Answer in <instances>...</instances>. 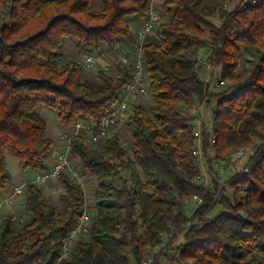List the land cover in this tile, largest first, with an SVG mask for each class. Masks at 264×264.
I'll return each instance as SVG.
<instances>
[{"label": "trees", "instance_id": "obj_1", "mask_svg": "<svg viewBox=\"0 0 264 264\" xmlns=\"http://www.w3.org/2000/svg\"><path fill=\"white\" fill-rule=\"evenodd\" d=\"M226 1L162 0V19L142 45L153 102L147 109L131 102L124 124L130 151L112 127L98 148L73 124L98 125L125 93L132 66L86 68L81 58L66 56L64 45L80 57L102 53L104 44L119 51L126 40L132 50L138 42L131 20L143 21L151 0H0V189L11 180L7 154L23 170L49 166L54 141L39 106L72 125L62 146L81 180L98 182L89 207L81 183L58 175L64 192L57 207L27 181L28 220L18 225L14 213L0 216V264H264V0H239L229 10ZM215 15L219 24L210 19ZM203 44L220 80L240 83L234 91L208 90L193 54ZM200 102L211 107L203 151L212 148L221 158L259 139L244 168L225 184L212 181V189L203 185L193 154L190 111ZM216 205L225 209L211 217Z\"/></svg>", "mask_w": 264, "mask_h": 264}, {"label": "rangeland", "instance_id": "obj_2", "mask_svg": "<svg viewBox=\"0 0 264 264\" xmlns=\"http://www.w3.org/2000/svg\"><path fill=\"white\" fill-rule=\"evenodd\" d=\"M239 0H230V1H226L225 3H227L226 6H224L226 9H231L233 8L234 5H236L238 3ZM98 2V0H95V5ZM161 6V5H160ZM159 6V10L160 9ZM161 14V12H160ZM161 19H162V15H161ZM215 24H219V19L218 16L215 15V17H211L210 18ZM161 21V20H160ZM153 36H150L149 38H152ZM204 40L208 41V35L205 34L204 36ZM131 41H124V43H122L120 45V47L122 48L121 50H119L120 52H123L124 54L130 56L128 53H131V48H130V43ZM65 51L64 53H66V56L71 58V59H76V60H80V55L78 54V52H76V49L71 45V43H66L65 45ZM111 52H115V49H109ZM209 52H210V47H206L205 44L203 45H198L196 47V52H194V56L197 59L198 62V66L201 70V78L204 80L205 79V73H206V69H205V63L208 60L209 57ZM106 59H108V56L105 57ZM64 62L62 61H58L57 63H55V67L57 69H60L62 67ZM101 65H97L95 66L97 69L100 67ZM219 70L220 67L219 66H215V70L214 73L212 74V78L210 79L209 82H207V87L208 90L210 91V93H217V92H223L226 90H230V91H234V89L240 85V83L236 82L235 84L230 83L229 81H223V83H219L218 80H220V75H219ZM89 73H87V71H84L83 75H85V78H93V72L92 71H88ZM245 76V75H244ZM143 83L146 86V92L145 93H141L138 96H136L137 98L132 101V103L134 102L135 104H140L142 105L145 109H147L153 102L152 98H151V94L150 91L148 90V83H147V75L146 73L143 74ZM219 84H218V83ZM212 104L214 103L213 99H211ZM133 103V104H134ZM197 104H201V112L198 109V113L196 118L199 119L198 121H196L198 127L201 129V131H208L210 129L211 126V118H210V112H211V107H208L209 105L206 102H200ZM42 107L44 110V112H53L52 110L46 108L45 106H39ZM129 108L126 110V114H130L131 113V101L129 103ZM53 115H55V117H57L56 114H54V112L52 113ZM191 114V113H190ZM192 119L195 117L194 114H191ZM58 119V118H57ZM58 123V135L57 137H59V140L62 141L63 143H67L68 140L66 141V138L64 137V133L66 130L65 127H63V125H61V123L58 120H55ZM90 119H86L84 120L85 124H91L90 123ZM192 123V121H191ZM111 135L114 133H117V135H119L122 140V145L123 147L127 150L130 149V151L132 150L133 147V142L128 134L127 131V126L123 125H113L111 126ZM65 130V131H64ZM88 130H85L84 132V138H85V142L86 144H88V146H93V147H98L101 148L102 143L104 142V140L111 136L110 135V130L108 132V135L103 138L102 140L96 142V143H88V140L86 139L88 133H86ZM70 133V132H69ZM253 144L250 145V147L245 148L242 153H237V149L236 151H229L227 153H225L221 158H215V154L212 148H209L205 151H203L201 149L200 152H202V156L198 159L197 158V162H200L201 159V164L199 163V166L201 168V181L202 183H204V186L209 187L210 189H212L213 187V182L215 181V183L218 185L220 184H225L226 181L234 175V173H237L238 171H240L241 169L244 168V166L247 163L248 160V156L249 154L252 152V150L254 149V144L259 142V139L253 137ZM56 148V147H55ZM57 149L58 153L59 151L61 152V150H64L65 148L61 145L59 146ZM70 160L74 162V164H77V161L74 157H72L70 155ZM209 161V162H208ZM5 165L7 170L11 173V180L8 182L9 185H12L16 182H20V181H25L27 179H29L30 177H32V175L34 174V172H36L35 170H22L20 169V167L17 164V160L15 158H13L12 156H9L7 154L6 158H5ZM78 166V165H77ZM125 175V174H124ZM84 178V180H83ZM36 185L40 186L41 189L43 190V193L45 195V199L51 203H55L57 205V207H60L61 205L59 204L58 201V194H61L64 192V188L59 184V180H58V176L48 180L46 182L43 183H35ZM81 186L84 190L85 195L87 196V203L89 205V207H92L95 205L94 203V199L92 198V192L93 190L96 189V187L98 186V182L96 180H94L93 178L83 175L82 177V182H81ZM225 192H224V196L225 198L228 199V201L232 200V193L231 190L225 185ZM23 202H24V196L20 197L17 202L12 206V208H5V209H1V217H3L6 214L9 213H14V217H15V221L18 222V225L22 224L23 222L28 220V214L25 213V211L23 210ZM193 205V203L189 202V206ZM188 207V206H187ZM225 207L223 205H216L213 209V211L211 212L210 216L212 217V215L214 216L215 214H218L221 211H224ZM189 213V212H188ZM0 217V219H1ZM71 247V246H69ZM167 253L169 256H172L174 254L173 251L171 250H167ZM162 264H169L167 262V260H163L160 259ZM133 264V263H132Z\"/></svg>", "mask_w": 264, "mask_h": 264}, {"label": "built area", "instance_id": "obj_3", "mask_svg": "<svg viewBox=\"0 0 264 264\" xmlns=\"http://www.w3.org/2000/svg\"><path fill=\"white\" fill-rule=\"evenodd\" d=\"M226 5L227 3H224V6ZM160 20L161 14L159 6L156 5L153 0H151V4L147 11L146 17L139 24L138 28H136V40L138 44L135 45L134 48L131 50V55L128 56L117 50L115 52H111L109 49H107L103 53V59L106 61V63L100 66L102 69L107 70L109 67L114 65V63L124 67L131 65L132 79L130 83L126 86L125 93L122 95L121 99L117 103L108 106L106 114L102 116L98 125L85 124L81 121H78L73 124L76 130H88V135L86 139L88 140L89 144L96 143L105 138L108 135L111 126L125 124V122L127 121L126 110L129 108L128 106L130 101H134L137 98L136 96L146 92V86L143 83V74L145 73V69L144 60L142 56V45L145 42V39L153 33L155 26ZM101 56L102 55H100L99 53H84L81 56V63L86 68H94L98 65V60L102 58ZM107 56L108 59L105 58ZM204 66L206 69L204 81L209 82L215 70V63H212L207 60ZM218 82L221 84L223 83V81L221 80H218ZM201 107V104L193 105L190 111L191 114L195 115V117L192 119V124L195 127L194 134L196 135V146L195 150L193 151V154L198 159L202 156V152H200L201 129L196 124V121L199 120L196 118V116L198 113V109L200 113H202ZM242 151L243 150L240 149L237 151V153L240 154L242 153ZM199 163L201 164V159ZM60 174L69 175L71 179H73L74 181L76 180V182L78 183H81L82 181L79 177L80 175L77 168L75 167L74 163L70 160L68 148H65L64 150H61V152L59 151L58 153H56L54 161L48 166V168L34 172L32 177L25 181H20L12 184L6 196L0 200V210L2 206H13L17 202V200L22 197L27 181L33 183H43L57 177ZM192 199L200 201V198H198L196 195H193ZM84 219H86V217H84ZM78 229L83 232L86 231V227H84L82 222H80ZM150 263L151 259H146V261L142 262V264Z\"/></svg>", "mask_w": 264, "mask_h": 264}, {"label": "crops", "instance_id": "obj_4", "mask_svg": "<svg viewBox=\"0 0 264 264\" xmlns=\"http://www.w3.org/2000/svg\"><path fill=\"white\" fill-rule=\"evenodd\" d=\"M153 2L156 4V5H158V6H160L161 4H162V0H153ZM98 3V2H97ZM96 3V4H97ZM94 9H98V6H96V7H94ZM142 20H139V19H137V18H133L132 20H131V27H132V30H133V35H134V33H135V30H136V28H137V26H138V24L141 22ZM102 48L103 49H108V47L104 44L103 46H102ZM106 51V50H105ZM105 51H103L102 53H99L100 55H102L101 57V59H99L98 60V65H102V64H105L106 63V61L103 59V53L105 52ZM38 110H39V112L42 114V115H44L46 118H47V133H48V135L53 139L52 141H54V146H53V148L47 153V155L45 156V162H46V164H47V166L48 165H50L53 161H54V157H55V154H56V152H57V149L56 148H58L59 146H61L62 145V141L61 140H59V137H60V135H59V137H57V135H58V128H57V126H58V123H57V121H55V120H58L59 121V119H57L58 117H55V115H53L52 113L53 112H44V110H46V109H43L42 107H39L38 108ZM60 122V121H59ZM61 123V122H60ZM61 125H63L62 123H61ZM63 127H65L66 129V131L65 132H63V133H66V132H68V131H71L72 129H74L73 127H72V125H63ZM56 147V148H55ZM23 170V169H22ZM24 170H27V169H24ZM30 170V169H29ZM11 174V173H10ZM10 186L11 185H9V184H7L4 188H1L0 189V200L2 199V198H4L5 196H6V194L8 193V191H9V189H10ZM5 208H7V209H9V208H12V206H2L1 207V209H5Z\"/></svg>", "mask_w": 264, "mask_h": 264}, {"label": "bare ground", "instance_id": "obj_5", "mask_svg": "<svg viewBox=\"0 0 264 264\" xmlns=\"http://www.w3.org/2000/svg\"><path fill=\"white\" fill-rule=\"evenodd\" d=\"M77 133V132H76Z\"/></svg>", "mask_w": 264, "mask_h": 264}]
</instances>
